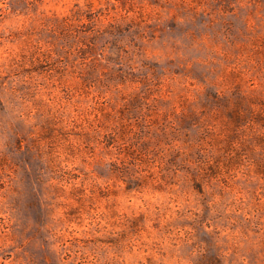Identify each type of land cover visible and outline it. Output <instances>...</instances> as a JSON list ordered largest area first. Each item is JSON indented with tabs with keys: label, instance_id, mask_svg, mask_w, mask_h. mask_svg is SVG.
<instances>
[{
	"label": "rangeland",
	"instance_id": "374dc122",
	"mask_svg": "<svg viewBox=\"0 0 264 264\" xmlns=\"http://www.w3.org/2000/svg\"><path fill=\"white\" fill-rule=\"evenodd\" d=\"M0 264H264V0H0Z\"/></svg>",
	"mask_w": 264,
	"mask_h": 264
}]
</instances>
